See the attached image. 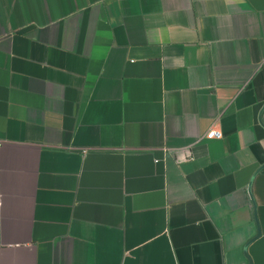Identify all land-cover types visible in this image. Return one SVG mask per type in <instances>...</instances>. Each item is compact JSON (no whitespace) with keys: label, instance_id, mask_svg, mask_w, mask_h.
I'll return each mask as SVG.
<instances>
[{"label":"crops","instance_id":"crops-1","mask_svg":"<svg viewBox=\"0 0 264 264\" xmlns=\"http://www.w3.org/2000/svg\"><path fill=\"white\" fill-rule=\"evenodd\" d=\"M263 57L264 0H0V264H264Z\"/></svg>","mask_w":264,"mask_h":264},{"label":"built area","instance_id":"built-area-1","mask_svg":"<svg viewBox=\"0 0 264 264\" xmlns=\"http://www.w3.org/2000/svg\"><path fill=\"white\" fill-rule=\"evenodd\" d=\"M261 68L264 70V57L261 61ZM206 138H221L222 131L217 126H211L204 134Z\"/></svg>","mask_w":264,"mask_h":264}]
</instances>
